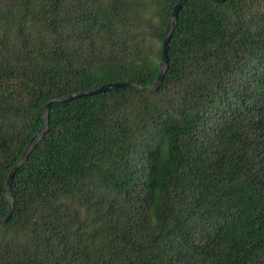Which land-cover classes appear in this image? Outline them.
Returning <instances> with one entry per match:
<instances>
[{
  "label": "trees",
  "instance_id": "1",
  "mask_svg": "<svg viewBox=\"0 0 264 264\" xmlns=\"http://www.w3.org/2000/svg\"><path fill=\"white\" fill-rule=\"evenodd\" d=\"M179 0H0V219L55 98L156 81ZM160 89L54 103L0 264H264V0H187Z\"/></svg>",
  "mask_w": 264,
  "mask_h": 264
},
{
  "label": "water",
  "instance_id": "2",
  "mask_svg": "<svg viewBox=\"0 0 264 264\" xmlns=\"http://www.w3.org/2000/svg\"><path fill=\"white\" fill-rule=\"evenodd\" d=\"M215 2H225L226 0H213ZM187 2V0H179L177 2V4L174 6L172 13L170 15L168 24H167V28H166V33H165V39L163 42V50H162V57H161V61L159 64V72H158V76L156 81L153 83V85L151 86H141L137 83H132V82H117V83H110V84H106L104 86H102L101 88L95 89V90H91V91H87V92H83V93H78V94H73V95H68L65 97H61V98H55L52 99L51 101H49L44 109H43V125L41 127V129L39 130V132L37 133L36 137L29 143V145L27 146L25 152L23 153V155L20 157V159L18 160V162L16 163V165L13 167V169L11 170V173L9 175L8 181H7V197L10 203L9 206V214L7 217L0 219V224H5L7 223L11 217H12V213L14 210V199H13V194H12V182L13 179L15 177V174L17 173V171L21 168L22 165H24V163L27 161V159L29 158L31 152L34 150V148L41 142V140L43 139L45 133L47 132L48 128H49V112H50V108L51 105L54 103H67L70 102L72 100L78 99V98H82V97H86V96H91V95H96L99 93H104L107 91H111L113 89H119V88H124V87H129L132 88L134 90L137 91H142V92H156L160 89L164 77L169 69V57H168V51H169V42L171 40V37L173 35L174 32V27L177 24L178 21V13L180 11V9L183 7V5Z\"/></svg>",
  "mask_w": 264,
  "mask_h": 264
}]
</instances>
